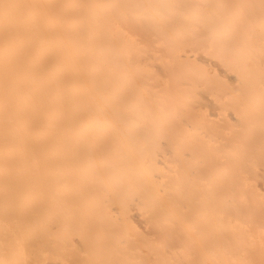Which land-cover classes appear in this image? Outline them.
Masks as SVG:
<instances>
[{"label": "bare ground", "instance_id": "6f19581e", "mask_svg": "<svg viewBox=\"0 0 264 264\" xmlns=\"http://www.w3.org/2000/svg\"><path fill=\"white\" fill-rule=\"evenodd\" d=\"M0 264H264V0H0Z\"/></svg>", "mask_w": 264, "mask_h": 264}]
</instances>
